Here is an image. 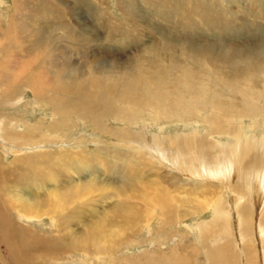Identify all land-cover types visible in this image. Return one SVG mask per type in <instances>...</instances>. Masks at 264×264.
<instances>
[{"label":"bare ground","instance_id":"obj_1","mask_svg":"<svg viewBox=\"0 0 264 264\" xmlns=\"http://www.w3.org/2000/svg\"><path fill=\"white\" fill-rule=\"evenodd\" d=\"M41 1L42 8L45 10L48 16L53 19L52 21L48 20L47 22L49 28L63 29L66 27L68 29V35L75 41L79 42L96 39L95 37L98 32L95 34L92 32V29L82 27L80 24L78 25L75 20L76 14L72 12L73 10L71 11V9L68 8L69 4L64 0H56L54 2L50 0ZM82 1H74L75 4L78 5V7L75 9L76 13L78 8H80L83 4H86ZM110 1L107 3H104L105 0H94V2H88V9L90 10L89 12L91 15L96 17L99 27L103 30V34L106 35L107 38L109 37L108 40H118L117 51L122 49L127 50L128 45L129 47L135 46V49L131 53L128 52L127 54L121 51L112 56L110 50L101 49L98 52L102 54L103 59L98 61L96 65H92L94 71L92 76H86L87 70L84 69L86 64L75 67V72L78 74H74V71H70L74 70V66L73 68L68 69L66 73H63L61 76L63 83L61 80H59L56 82V85L61 87L60 90L72 93L74 94V97L78 99H72V97L67 98L63 95H55L54 92H49L50 89H54L53 87L51 88L49 86L47 87V92L49 93L46 95V97H44L42 94H40V89L35 90L34 88L37 87L39 82L41 83L42 79L40 80L38 79L39 77L37 78L33 75L29 76L26 82L28 81L32 84L34 91L36 92V99L41 100L43 105L51 104L55 106V110L60 111V113L67 111L70 113H78V117L82 120L86 119V115L89 114L88 116L90 118L93 117V119L87 117L91 124L93 123L95 127L98 125L99 128L108 133H114V131L111 128L105 127V124H103L99 119L118 118L124 122H135L144 119L152 121L153 123L157 120H161L160 123H171L172 121L168 119H172L174 121H187L188 119H193L195 122L203 123L206 128V133L203 136L193 134L192 136L198 137L196 141L197 143L194 145H196L195 147L197 148H204L205 150L206 148L209 150L211 148L215 149L218 146L220 149L217 154L221 153L225 154L226 156L225 158H222L221 156L223 159L222 162H219L220 157H218L216 161L214 160L215 163L213 165H207V163L202 160L203 162L199 166H195L194 162H191L193 166H189L187 168V166H184L185 164H182L183 162L181 160H185L183 157L186 152H188V150L195 151L193 149L195 147H193L191 143L187 141V139L183 138L180 140L179 137H177L175 141H171V146L169 147L173 150V152H183L182 155L178 157L175 156V160L177 162L175 169H181L182 171L180 173L184 174L186 171L193 174L195 173L196 178L193 180L199 181V183L218 182L216 186H218L219 189H222L220 191H218V189L215 187L212 189L211 193H217V195L215 197V202H210L209 205L216 206L214 212L215 222H219V220L222 219L224 223L220 225L219 223L214 222V226L216 228L213 232L214 236L211 237V240L208 241V236L205 234H199L200 238L199 240L197 239V243L199 241L202 249H204L206 259L209 260L206 264H221L220 261H223V258H225L227 261L234 262L235 258L238 257L237 253L239 252H235L234 246H239L237 248L242 251L244 256L249 255V257L246 259L244 256H241L238 253L241 257V260H239L242 261L243 264H257V262L254 261H256L255 255L258 248L260 253V261L261 264H263L262 261L264 253L261 252L259 245H257V241L259 243V233L262 235L260 237V242L264 243V132L260 135H257V132H255L254 135H249L248 130L252 131L254 127H261L264 131V48L261 49L258 43H256V45L252 44L248 47H243V51L240 53L232 52L224 56L225 58L216 60V62L215 59H212V57L211 66L213 65V67L208 68L209 70L204 68V70L200 68L201 66H199L201 63H193L197 66H192L190 65L192 63L189 64L183 59V57H180L176 52V43L170 39L164 42L153 40L145 41L147 34H143L141 31L142 29L135 25L142 21L139 22L137 20L138 17L136 19L134 18V12L130 14L132 18H118L117 16L114 17L116 15V9H120L123 7L122 5L124 3L128 2L126 0H113L111 3L115 2V8L112 7ZM129 1L131 3L134 1V5L137 4L135 0ZM143 1L147 2L149 6L153 3H156V9L160 11V13L162 8L169 7L171 4H173L172 0H158L157 2H153V0H151L152 2L150 0ZM207 1L208 0H206V2ZM224 1L222 2L225 4ZM240 1L247 3L250 2L249 6H253L254 3L252 0H238V2ZM213 3H215V1ZM200 4H202V2ZM130 6V8H132V5ZM203 6H205L204 3ZM171 10H169L170 13L172 12ZM181 11L182 12L178 14V25L186 31L187 29L191 30L192 28L193 31H195V34L197 33L201 36H198V41L196 37L197 35L194 38L189 36V43L187 44V47H189L190 51H192L191 54L199 56L198 52L201 54V52L205 53L208 51L211 55L214 54V51L223 52L222 50H219L215 47V44L217 43H212L209 41V39L204 40L203 35L199 32V29L201 28L198 27L200 24L199 20L194 21L190 18V16L189 18L186 16L187 14H192L191 6L188 7L185 5V9ZM174 12H176V10ZM68 13L73 20V24H67L68 22L64 20L66 19ZM129 13L128 11L123 12L124 15ZM163 13L165 12H162V14ZM200 16L202 17V15ZM57 18L59 19L57 20ZM215 19L219 20L220 22L223 21V19H220L217 16ZM219 21L215 22L218 23ZM230 21L223 22L231 24ZM118 33L120 34V37L125 38L119 40L118 36H115L118 35ZM180 35H183V33ZM183 36H185V33ZM187 37L188 36H186V38ZM184 42L186 41L184 40ZM203 44H206V46ZM217 45L219 47L223 46L222 41H220V43ZM204 49L208 50L206 51ZM136 50H139V52L134 55ZM159 50H165V54H167L166 51H168V53L170 52V54H167L168 60L161 58L162 56L157 54ZM173 52H175V54H172ZM107 58H109V60ZM63 64L66 65L67 68V62H62L61 65L64 66ZM89 65H91V63H89ZM63 71L65 72V69ZM90 88H92V91H90ZM208 92L209 94H207ZM0 95H3L2 97L6 99L9 97L10 91L2 90ZM53 112L54 113L52 115H55L56 113L54 110ZM68 112L66 114H68ZM186 117H188V119ZM235 118L238 120L234 121ZM19 132L23 133L13 134V139L21 138L23 139L21 143L26 145L28 143H34V141L31 142V139L27 137L30 132V128H26L25 130H21ZM125 133L126 132L123 131L122 136H124ZM222 137H225L231 141L234 139L233 144L230 147L224 149V144L222 145L220 143V139ZM135 141V143L140 145H135L130 141L127 144L119 143L121 147H125L126 149L119 150L118 156L126 155L124 153L127 152L126 159L125 161L122 159L124 161H122L123 163L105 160L107 169L114 167L121 173L122 169L123 171L130 170L131 174H133V178H136L137 175L139 176L140 173L148 167L161 169L157 165L155 159H160L159 153L160 155H163V147L160 145L149 146L141 139H137ZM40 145L41 144H37L34 149L37 148V150H41L42 148L40 149ZM152 149H155V154L150 153ZM191 153L193 154V152ZM47 154H41L43 156L42 158L44 159L39 162L37 160H33L31 156L28 157L30 162L27 160V162L21 165V168L24 169V173L20 175L24 176L23 178L28 177V179L29 176L32 175V177L30 176L31 180H37L40 188L43 189V187H49L40 191L45 193V196L49 202L39 195L40 192L36 194L27 193L26 189L24 190L18 184L7 186V174L5 171L6 165H0V247H2V249H0L1 264H24L22 261L28 260L30 257V255L27 257L26 252L24 253V250H37L42 248L41 246H48L50 249H59L61 247L62 249H69V251L72 248L73 250H80L86 253L87 256L106 253L108 250L106 249L107 245L103 246V244L105 243L106 238H108L107 240H111L114 233H116L114 232L115 230H110L108 235L106 233L108 229L104 228L105 225L107 226V222H109L107 219H113L112 216L107 218V215L105 214L102 215V217L97 221H87V217H90V215L89 212L86 213L85 208L83 209L82 206L78 209L75 208V212L72 215H69V217H72V219L68 217V219L64 221L65 223H68V225H74L76 222L82 223V228H77L78 230L75 229L76 227L73 228V226L68 227L67 229V227L64 226V223L59 219L61 216L53 217V214L59 211V207L67 206L66 203L70 200L72 194L77 196L81 193H84L85 190L92 187L88 183L91 182V180L93 181V179L86 180V182L79 180L77 185H80V191L74 190L77 188L76 184H71L68 182V184L71 185H63L62 190V187L59 185L61 184L59 182V175L61 174L58 168L61 167L67 170L66 173H70L71 176V169H74L78 176L83 178L86 176L87 169L93 170V168L97 167V165L103 164L101 163V159H98L96 162L93 158L90 159V157L84 156L86 155L85 153L80 154L75 152H72L68 155L63 153L58 157L47 156ZM147 154H149L151 157ZM201 154L202 156L204 155L203 153ZM194 157L195 159L197 158L196 155H194ZM83 158H85V160ZM162 158H164V156H162ZM169 158L170 156L166 157V159ZM195 159L193 160L195 161ZM187 161H189L188 158ZM138 166H140L139 168H141V171L139 168H137ZM93 173L94 172H92V174ZM121 173L119 174L122 175ZM191 173L187 174L192 175ZM237 175H239L238 178L236 177ZM64 179L66 180V178ZM49 180H54V183H49ZM67 181H69V179H67ZM7 182H9V180ZM172 183L176 187L174 181H172ZM74 185L76 187H74ZM71 186L74 188L72 189ZM260 186L263 188V193L259 188ZM154 190L156 192L159 191V195L153 202L164 219L162 220L161 227L174 224V220L176 221L180 217V212L174 210L172 211L175 202L178 203V198L176 196H169V192H166L161 186H155ZM119 194L123 196L122 199L117 197L118 201L116 200V204L113 207H110L113 208L115 215L120 216L122 218L121 220H123L125 223H135L134 225L137 226L142 213L140 210L141 207H137L136 205L135 207L133 206L134 204H132V206H128V204H126V200L128 199L127 195L121 194L120 192ZM14 195H17L21 199L26 198L27 200L23 201L24 203L21 201L20 205H13L9 202L10 198L8 197L12 198ZM144 197H146V195ZM142 201L144 202V200ZM221 201L222 203L219 204L218 202ZM227 203L229 204V207H231V204L233 203V205L236 207L235 214L240 217L234 227L236 230L235 234H237L236 237L235 234L232 235L231 231L233 232L234 229L233 226L229 224V222L232 224V215L230 216L229 213H226L227 215H225V217H221V212L224 211V208L226 209ZM182 204H184L183 201ZM8 206H10L9 213L8 209H6ZM145 206L147 208H151V205ZM256 206L261 207L259 208L260 211H257V215L253 211V208L255 210ZM10 209L14 211L13 213L17 212L18 215H21L23 222L30 219L41 221L44 219L43 215L51 214L52 217L50 218L53 219V223L56 225L55 228L57 231V234L55 235V241L53 242L52 237H50V239H41L40 236H35L34 232L28 230L27 226H20L19 224H16V221L13 222V216H10ZM60 211L62 210L60 209ZM57 218L58 220H56ZM75 220L76 222L71 223ZM225 221H228V225L225 224ZM30 222L31 221H27L25 223ZM121 226L124 228L123 224ZM229 226H231V229ZM161 230V233H163L164 229L162 228ZM112 231L114 233H112ZM244 233L249 236L253 235V239L255 238V240L251 243V239L247 238ZM26 234L28 236H26ZM181 234L185 235V232H182ZM114 238L116 237L114 236ZM235 238L240 240L235 242ZM125 240L115 244L111 243L112 240L110 241V250L114 256L118 255V253L121 251L120 246L127 247L128 249V244L133 243L132 240ZM247 243L251 244V246H247ZM3 246L8 253L5 254ZM20 247L23 250V254H21L19 259H16L19 257L18 249ZM190 248L192 249V253L188 254L184 251V253L174 255L173 258L171 256L169 260L168 258H165L161 255H159L160 261H155L158 258L156 255L148 256L147 260L155 263L157 262L159 264H189V261L192 260L194 256H197V251L194 250V244H189V242H187L185 250ZM57 251L58 250H53L50 253H52V256L57 257L60 253ZM3 252V255H6L9 259L8 261H3V255H1ZM10 252L15 255V259L9 255ZM65 252H67V250ZM34 255L36 256V254ZM47 255H49V253ZM35 264H39V261H36Z\"/></svg>","mask_w":264,"mask_h":264},{"label":"rangeland","instance_id":"obj_2","mask_svg":"<svg viewBox=\"0 0 264 264\" xmlns=\"http://www.w3.org/2000/svg\"><path fill=\"white\" fill-rule=\"evenodd\" d=\"M50 1L54 2L56 0ZM64 1L69 4L68 8H70L71 11L73 10L72 12L76 14L75 20L78 25L80 24V26L82 27L92 29V32L95 34L98 32L96 34L95 40H86L81 42L75 41L68 35V29L66 27H64L63 29L49 28L47 22L48 20L52 21L53 19L48 16V14L42 8L41 0L0 1V92L2 90L10 91V95L6 99L2 97L3 95H0V165H6L5 171L7 174V186L18 184L24 190L26 189L27 193L36 194L49 187H43V189L40 188L37 180H31L30 176L32 177V175L29 176V179L28 177L23 178L24 176L20 175L24 173V169L21 168V165L27 162V160L29 161L28 157L31 156L33 160H37L39 162L44 159L42 158V155L45 153H48L47 156L58 157L63 153H65V155H68L72 152H75L80 154L85 153L86 155L84 156H88L90 157V159L93 158L96 162L98 161V159H101V163L103 164L94 167V171L91 169H87L86 176L83 178L79 177L74 169H71V176L70 173H66L67 170L61 167L58 168L61 174L59 175V182L61 183L59 185L60 187H62V190L63 185L68 186L71 184H76L77 188L74 190L80 191V185H77L79 180L86 182V180L93 179L94 183L91 180V182H89L88 184L92 187L85 190L84 193H81L77 196L72 194L70 200L66 203L67 206L59 207V211L53 214V217L61 216L59 219L64 223V226L67 227V229L68 227L73 226V228L76 227L75 229L78 230L82 228V223L76 222L75 220L71 222H76L74 223V225H68V223H65L64 221L68 219L69 215H72L75 212V208L78 209L82 206L83 209L85 208L86 213L89 212L90 217H87V221H97L102 217V215L105 214L107 215V218L109 216H112L113 219H107L109 221L107 222L108 227L105 225L104 228L108 229L106 232L108 235L110 233V230H115L114 232L116 233L112 231V233H114L111 239L112 241L107 240L108 238H106V241L103 244V246L107 245L106 249L108 250L106 251V253L87 256L86 253L80 250H73L72 248L70 249V251L69 249H62L61 247L59 249L51 248V250L48 246H41L42 248L37 250H24V253L26 252L27 257L28 255H30V257L28 260H23L22 262L24 264H35L36 261H39V264H159L157 262L155 263L148 261V256L156 255L158 256V258L155 261H160L159 255L164 256L169 260L171 256L173 258L174 255L184 253V251L188 254L192 253L191 248L185 250V246H187V242H189V244H194V250L197 251V256H194L193 259L189 261V264H206L209 260L206 259L204 249H202L199 241V244L197 243V239L199 240V236L201 234H205L206 236H208V241L211 240L212 236H214L213 232L216 228L214 226V212L216 206L209 204L210 202H215L217 193L213 194L211 192L214 187L218 189V191L222 189H219L218 186H216L218 182L199 183V181L193 180L196 178L195 173L193 174L188 171H186L184 174L180 173L182 171L181 169H175V167L177 166L175 156L178 157L182 155L183 152H173V150L169 148L171 146V141H175L177 137H179L180 140L183 138L187 139V141L190 142L193 147H195L196 145L194 144L197 143L196 141L198 137L192 135H205L206 128L203 123L195 122V120H190L188 119V117H186L188 119L187 121H174L172 119H168L172 121L171 123H160L161 120H157L153 123L152 121L144 119L135 122H124L118 118L99 119L103 124H105V127L111 128L114 131V133H108L99 128L98 125L96 127L93 123L92 125L90 120L87 118L89 117V114L86 115V119L82 120L78 117V113H70L68 111V114H66L67 112L60 113V111L55 110V106L51 104L43 105L41 103V100L36 99V92L34 91V88L35 90L40 89L41 91L39 92L44 97H46L49 92H54L55 95H63L67 98L72 97V99H78L74 97V94L64 92L60 90V86L56 85V82L59 80H61V82L63 83V80L61 79L63 73H66L68 69L73 68L74 66V70L70 71H74V74H76L77 72H75V67H77L78 65L86 64V66L84 67V69L87 70L86 76H92V74L94 73L92 65H96L98 61L103 59L102 54L98 52L99 50H110L113 56L114 54H117L121 51L128 54V52L131 53L135 49V46L129 47L128 45L127 50L122 49L117 51L118 40H108L109 37L107 38L106 35L103 34V30L99 27L96 17H94V15H91L89 12L90 10L88 9V2H94V0H77L78 2L82 1L86 3L78 8L77 13L75 9L78 7V5L75 4V0ZM108 1L110 0H105L104 3H107ZM126 1L128 3H124L122 5L123 7H121L120 9H116V15L114 17L117 16L118 18H132L130 14L134 12V18L136 19L138 17L137 20L139 22L142 21L139 24L135 25L142 29L141 31L143 32V34H147V36L145 37V41L153 40L164 42L169 39L174 41L177 45L175 47L177 49L176 52L180 57H183V59L186 60L187 63H192L190 64L192 66H197L194 64L201 63L200 65L198 64L199 66H201L200 68H206L207 70L208 68L213 67V65L211 66L212 57V59H215L216 62V60L225 58L224 56L232 52L240 53L241 51H243V47L245 48L252 44L256 45V43H258L261 49L264 48V0H252V2H254L253 6H249L250 2L247 3L240 1V3L238 2V0H214L215 3H213V0H208L207 2L206 0H172L173 4H171V6L169 7L162 8L161 13L156 9V3H153L149 6V4L143 0H135V2L138 4H135V6L134 1L132 3L129 0ZM157 1L158 0H153V2ZM222 1H224L225 4ZM198 2H202V4ZM203 3L205 6H203ZM128 4L132 5L133 9L130 8L131 6ZM111 5L112 7L116 8L115 2H112ZM185 5H187L188 7H192V14H187L186 16L188 18L190 16V18L194 21H200L198 27L201 28L199 29V32L203 35L204 40L209 39V41H211L212 43L215 42L217 44L222 41L223 46L219 47L217 44H215V47L219 50H222L223 52L214 51L215 55H211L207 51L208 49H204L207 52H201V54L200 52H198L199 56L191 54L192 51H190L189 47H187V44L189 43V36L194 38L197 35V41L198 36H201L197 33L195 34V31H193L192 28L191 30L187 29L186 31L178 25V14L182 12L181 10L185 9ZM169 10H171L172 12L170 13ZM175 10L176 12H174ZM125 11H128V13L130 11V13L124 15L123 12ZM162 12L168 14H162ZM200 15H202V17ZM216 16L220 19H223V21L229 22L230 20H232L230 21L231 24L225 23L223 21L220 22L219 20L215 19ZM209 17L210 19L212 18V21L209 19ZM58 19L59 18H57V20ZM64 20L68 22L67 24H73V20L71 19L69 13ZM215 21L219 22L216 23ZM182 33L183 35L185 33V36L180 35ZM119 35V33L118 35H115L118 36L119 40L125 38H122ZM186 36L188 37L186 38ZM184 40L186 42H184ZM203 45L206 46V44ZM160 51L164 54H162ZM164 51L165 50H159L157 54H159V56H162L161 58L168 60L167 54H170V52L168 53V51H166L167 54H165ZM138 52L139 50H136L134 52V55ZM172 54H175V52H173ZM196 57L199 59H197ZM107 59L109 60V58ZM62 62H67V68L66 65H61ZM89 63H91V65H89ZM62 69H65V72ZM31 75L36 76L37 78L39 77L38 79L40 80L42 79L41 83L39 82L37 87L33 88L30 82H26V80H28L29 76ZM48 86L51 88L53 87L54 89H50L49 92H47ZM90 91H92V88H90ZM207 94H209V92ZM53 110L56 113L55 115H52L54 113ZM90 119H93V117H91ZM236 120L238 119L235 118L234 121ZM26 128H30V132L27 137L31 139V142L34 141V143H28L27 145L21 143L23 139H13L12 137V135L15 133H23L19 131H23ZM260 128L254 127L252 131L248 130L249 135H254L255 132H257V135L262 134L264 131L262 128ZM123 131L126 132L124 136H122ZM42 139H44L45 141ZM137 139L145 141L149 146L160 145L163 147V155H160L159 153L160 159H155L157 165L161 169L148 167L143 172H141L139 176L137 175L138 178H133V174H131L130 170L123 171L122 169L121 173L117 171L116 168L111 166L110 169H107L105 160H112L116 161V163H123L126 159L127 152H123L126 155L118 156L119 150L126 149L125 147H121L119 143L127 144L130 141L135 145H140L135 143V140ZM233 141L234 139H232L231 141L229 139H226L225 137H222L220 139V143L222 145L224 144V149L230 147L233 144ZM37 144H41V147L38 146L40 147V149L42 148L41 150H37V148L34 149ZM193 149L195 151H185L187 154H185L183 157L185 160H181L183 162L182 164H185L184 166H187V168L189 166H193L191 162H194L195 166H199L203 162L202 160H204L207 165H213L218 157H220L219 162H222V158L226 157L225 154H217L220 149L218 148V146L215 149L211 148L210 150L207 148L205 150L204 148L197 147ZM191 152H193V154ZM150 153L155 154V149H152ZM201 153H203L204 155L202 156ZM190 154L193 158L190 156ZM194 155L197 156L196 159ZM162 156H164V158H162ZM168 156H170V158L166 159V157ZM186 157L189 161H187ZM83 159L85 160V158ZM193 159H195V161ZM139 167L140 166H138L137 168ZM139 169L141 171V168ZM92 172L94 173L92 174ZM119 173H121L122 175H120ZM187 173H191L192 175ZM238 176L239 175H237L236 177L238 178ZM64 178H66V180ZM67 179H69V181H67ZM8 180L9 182H7ZM28 180H30L31 182ZM172 181H174L176 187L174 186ZM68 182H70L71 184H68ZM49 183H54V180H49ZM76 186L74 185V187ZM155 186H161L166 192H169V196H176L178 198V203L175 202L172 211L174 210L180 212V217L176 221L174 220V224L161 227L162 220L164 219L153 202L159 195V191L156 192L154 190ZM71 187L72 189L74 188L73 186ZM259 188L263 193L262 186H260ZM151 189H153L154 191ZM119 192L121 194L127 195L128 199L126 200V204H128V206H132V204H134L133 206L136 205L137 207H141L140 210L142 213L140 216L139 224H137V226L134 225L135 223H125L123 220H121L122 218L120 216L115 215V213L113 212L112 207L116 204L115 202L118 201V198L122 199L123 197L119 194ZM41 193L42 192H40L39 195H41V197L49 202V200L45 196V193ZM145 195L146 197H144ZM8 198H10L9 202L13 205H20L21 201L22 203H24L23 201L27 200L26 198L21 199L17 195H14V197L12 196V198ZM142 200H144V202ZM182 201L184 202V204H182ZM218 203L221 204L222 201ZM145 205H151V208H147ZM226 206V209L224 208V211L221 212V217H225V215H227L226 213H229L230 216L232 215V224L230 222L229 224L232 225L234 229L237 220H239L240 217L235 214L236 207L233 205V203L231 204V207H229L228 203ZM257 206L255 207V210L253 208V211L256 215L257 211H260L259 208H261ZM9 208L10 206L6 208L8 209V213ZM60 209L62 211H60ZM13 212L14 211L10 209V216H13V222L16 221V224H19L20 226H27L28 230L34 232L35 236H40L41 239H50V237H52L53 239H51L53 240V242L55 241V235L57 234V231L55 228L56 225L53 223V219L50 218L52 217L51 214L43 215L44 219L41 220L42 222L40 220L30 219L25 221H31L30 223H25L22 221L23 219H21V215H18L17 212ZM69 218L72 219V217ZM56 220H58V218ZM215 223H219L220 225H222L224 221L220 219L219 222ZM122 224L124 225V228L121 226ZM225 224L228 225V221H225ZM135 227L137 228V230ZM229 227L231 229V226ZM162 228L164 229L163 233H161ZM182 232H185V235H182ZM231 233L232 235L235 234L236 230L234 229L233 232L231 231ZM244 234L246 235V233ZM258 235L259 243L257 241V245H259L261 252L264 253V243L260 242V237L262 235L259 233ZM26 236L28 235L26 234ZM114 236L116 238H114ZM236 236L237 234H235V237ZM246 237L251 239V243L255 240V238L253 239V235H246ZM125 239L132 240L133 243L128 244V249L127 247L120 246L121 251L118 253V255L114 256L112 254V251L110 250V244H115L117 242L120 243V241ZM239 240L240 239L238 238L234 239L235 242H238ZM247 246H251V244L247 243ZM237 247L239 246H234L235 252L237 253L239 251L238 253L241 256H244V254H242V251H240ZM3 248L5 254L8 253L4 246ZM0 249H2V247H0ZM53 250H58L57 252H60L59 256H52V253L50 252H52ZM66 250L67 252H65ZM4 252L1 253V255H3ZM18 252L19 257L17 258L11 252L9 253V255H11L14 259H19L21 257V254H23V250L21 249V247L18 249ZM48 253L49 255H47ZM238 253V257L235 258L234 262L227 261L225 258H223V261H220V263L243 264V262L240 261L241 257ZM34 254H36V256ZM248 257L249 255L244 256V258L246 259ZM255 258L256 261L254 262H257V264H261L258 248ZM8 260L9 259L7 258V256L3 255V261ZM1 263L2 262H0V264ZM262 263L264 264V257Z\"/></svg>","mask_w":264,"mask_h":264}]
</instances>
